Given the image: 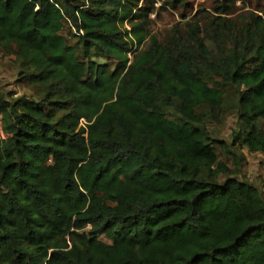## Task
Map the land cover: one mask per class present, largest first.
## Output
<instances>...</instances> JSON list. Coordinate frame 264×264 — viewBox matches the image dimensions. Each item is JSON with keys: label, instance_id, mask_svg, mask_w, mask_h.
<instances>
[{"label": "trees", "instance_id": "trees-1", "mask_svg": "<svg viewBox=\"0 0 264 264\" xmlns=\"http://www.w3.org/2000/svg\"><path fill=\"white\" fill-rule=\"evenodd\" d=\"M157 1L0 0V53L30 91L0 89V264H264L243 168L264 155V18L220 0L159 40ZM227 108L229 142L207 128Z\"/></svg>", "mask_w": 264, "mask_h": 264}, {"label": "rangeland", "instance_id": "rangeland-1", "mask_svg": "<svg viewBox=\"0 0 264 264\" xmlns=\"http://www.w3.org/2000/svg\"><path fill=\"white\" fill-rule=\"evenodd\" d=\"M166 1L171 0H159L156 3V7L150 12V26L149 30L151 34L158 36V39H164L167 35H170L176 28L186 29L185 22L188 20H196L203 18L200 26L205 27V22L211 20V16H216L213 7L220 3V0H176L174 4H166ZM173 1V0H172ZM232 13L229 18L244 19L248 12H258L264 18V0H237L232 5ZM185 16V18H183ZM129 28L128 26H126ZM61 34L67 39L68 43L73 44L76 38L73 37V30L65 24ZM203 35V33H201ZM206 45L210 50H214V43L206 39ZM146 46V44H145ZM142 46L141 48H143ZM79 56L82 57V53L78 49ZM131 57V54H130ZM90 59L100 62L108 63L112 69L115 65V61L107 59L102 56L92 55ZM17 78V64L13 57L0 53V89L5 92H12L13 95L21 93H29L30 91L22 83L16 81ZM228 92V98L230 102L236 101V94L233 88L226 87ZM173 114L172 110H168ZM237 119L233 114V110L229 108L225 109L214 121H210L207 124L208 131L211 136L222 139L226 142L230 141V133L234 127H236ZM85 121L82 120V124ZM261 126L264 128V122ZM245 155L244 174L246 178L253 183L262 187L264 191V155L259 152H249L246 149L243 150ZM229 165H231L229 161ZM103 240L108 241L104 237Z\"/></svg>", "mask_w": 264, "mask_h": 264}, {"label": "built area", "instance_id": "built-area-1", "mask_svg": "<svg viewBox=\"0 0 264 264\" xmlns=\"http://www.w3.org/2000/svg\"><path fill=\"white\" fill-rule=\"evenodd\" d=\"M5 138H6V133L3 130L1 116H0V140L5 139Z\"/></svg>", "mask_w": 264, "mask_h": 264}]
</instances>
